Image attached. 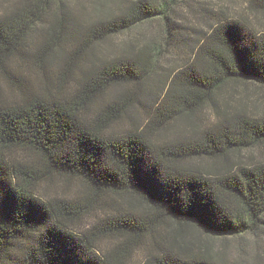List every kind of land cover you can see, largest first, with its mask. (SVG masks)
I'll return each instance as SVG.
<instances>
[{"label":"trees","instance_id":"obj_1","mask_svg":"<svg viewBox=\"0 0 264 264\" xmlns=\"http://www.w3.org/2000/svg\"><path fill=\"white\" fill-rule=\"evenodd\" d=\"M72 1L0 12V264H245V236L263 240L264 161L243 155L264 144V116L233 100L238 84L264 86V30L222 13L188 23L178 12L196 13L192 0H98L88 19ZM248 5L264 13V0ZM157 20L160 44H142L136 31Z\"/></svg>","mask_w":264,"mask_h":264},{"label":"rangeland","instance_id":"obj_2","mask_svg":"<svg viewBox=\"0 0 264 264\" xmlns=\"http://www.w3.org/2000/svg\"><path fill=\"white\" fill-rule=\"evenodd\" d=\"M20 0H0V12L5 10L8 6L17 4ZM194 5H197L198 10L192 11L190 9L188 12L186 10H181V12H178V17L180 15L183 16V19H188V23L192 22H198L203 27H207L209 23L212 21V16H216L220 13L223 15L228 14L232 17L236 18H248L249 21L253 26L256 27L258 30H264V13H256L252 12V10L249 8L248 0H192ZM156 3V2H154ZM98 5V0H73L71 2V6L75 10H79V12L82 13L84 19L91 18L92 16H95L96 14V6ZM200 5H204L205 7H201ZM184 9V8H183ZM197 13L199 16H197ZM200 18V19H199ZM184 20V21H185ZM194 23V24H195ZM152 25L144 27H140V30L136 31V37L139 38L140 41H142V44L149 40L153 39L158 41V44H160L161 39V25L160 21H156L153 23H150ZM199 25V26H200ZM190 31V30H188ZM39 34V31L35 33V35ZM123 38V35L121 36H114V38H111L107 40L105 43L101 44L99 46V50L97 52V55L104 56V55H111L114 54L116 46H121V39ZM36 39V37H35ZM193 44V43H192ZM189 50L187 48H182V50H178V53L176 54L173 50H166L162 57L159 59L158 68H155L153 71H151L150 78L147 80V82L144 85V89H150V87L155 86L158 79L161 78V76L165 73V70L170 68L172 64H175L177 60H181L183 57L188 56ZM173 54L176 56V60L173 59ZM20 68L19 72H25L26 74L30 75L34 80L38 78L40 75L39 70H37L34 67H28L27 63H24L23 60L20 61ZM24 65V66H23ZM60 70H57L56 67H54L49 74L53 77H56L59 75ZM80 72V70H79ZM119 88H115L112 91H109V93L106 95L107 98L111 97L114 93H116ZM238 91L235 93L234 96V104H237L240 101L248 102V109L251 111L252 115L255 117H261L264 116V86H259L255 83H246V84H238L237 87ZM3 90L7 94L9 91L6 84L3 83ZM147 91H145L146 93ZM144 93V94H145ZM132 113L134 115V119L136 120H144L143 117H146L144 114V106L137 102L135 104L134 110H132ZM206 114L210 115L212 117V114L209 110V108H206ZM132 120V119H130ZM126 120L122 122H117L115 124V129L117 131H125L131 126V121ZM264 161V144H261L260 146H256L254 149H249L245 152V155H243V164L246 166H253L260 162ZM203 164H212L213 162L211 160H202ZM81 187V184L78 181H74L71 184V189L68 190L71 193H73L77 188ZM49 189V188H48ZM65 189V183L62 181L57 182V184L53 185L49 192L55 193V192H63ZM95 219V218H94ZM89 221V220H87ZM86 221V222H87ZM247 240L245 241V248L248 250L247 255L245 256V264H258V258L255 256L257 253H264V232L261 233L260 237L256 238H262L263 240L260 241L261 246L259 244L254 243L253 238H255L252 234H248L245 236ZM238 254L235 252H231V259L238 258Z\"/></svg>","mask_w":264,"mask_h":264}]
</instances>
